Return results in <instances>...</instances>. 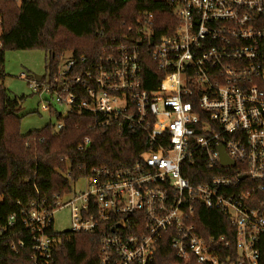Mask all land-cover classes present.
Instances as JSON below:
<instances>
[{"label":"built area","instance_id":"obj_1","mask_svg":"<svg viewBox=\"0 0 264 264\" xmlns=\"http://www.w3.org/2000/svg\"><path fill=\"white\" fill-rule=\"evenodd\" d=\"M164 1L177 20L171 34L155 39L154 15L142 12L130 34L95 58L70 51L54 73L19 74L40 110L60 115L54 131L78 109L120 131L140 130L150 143L130 165L81 177L83 189L59 197L53 209L21 206L36 264H52L58 239L49 232H61L54 225L59 208L69 209L68 230H101V264H150L167 243L185 264H264V211L254 199L264 190V0ZM146 48L163 73L151 90L142 79ZM187 159L204 160L206 170L197 171L204 181L184 176ZM201 203L229 214L234 239L200 233Z\"/></svg>","mask_w":264,"mask_h":264},{"label":"trees","instance_id":"obj_2","mask_svg":"<svg viewBox=\"0 0 264 264\" xmlns=\"http://www.w3.org/2000/svg\"><path fill=\"white\" fill-rule=\"evenodd\" d=\"M142 12L154 15L155 39L174 30L177 20L164 0H0V264H36L33 235L22 223L21 206L39 202L53 209L59 197L72 192V183L93 169L130 165L150 147L147 135L140 130L120 131L115 123L105 124L103 115L78 109L63 117L60 131H54L50 121L23 134L19 112L25 96L12 95L4 86L6 51L42 49L48 54L46 71L54 73L65 51L89 58L108 51L130 34L129 28ZM162 75L151 49L146 48L142 54L143 86L154 89ZM86 138L89 145L80 148ZM201 169L206 170L202 159H187L182 164L184 176L192 183L208 177H198ZM254 199L255 206L264 211V190L256 192ZM14 213V223L8 226ZM195 217L202 235L224 233L234 239L226 211L201 203ZM49 233L58 239L52 264H101V230ZM21 240L23 246H19ZM231 249L236 251L234 244ZM172 262L185 264L167 243L150 264Z\"/></svg>","mask_w":264,"mask_h":264},{"label":"rangeland","instance_id":"obj_3","mask_svg":"<svg viewBox=\"0 0 264 264\" xmlns=\"http://www.w3.org/2000/svg\"><path fill=\"white\" fill-rule=\"evenodd\" d=\"M68 52L65 51L60 58L66 54L68 55ZM47 62L48 54L42 49L6 51L4 86L12 95L25 96L22 109L19 112L22 116L20 127L23 134L39 129L50 121H56L55 117L49 112L40 110L38 94L30 87L27 79L19 77L21 71L30 72L33 75H43L46 72ZM83 187V178L72 183L73 190L83 189ZM54 225L57 230L69 229L70 212L68 208H59L55 211Z\"/></svg>","mask_w":264,"mask_h":264},{"label":"water","instance_id":"obj_4","mask_svg":"<svg viewBox=\"0 0 264 264\" xmlns=\"http://www.w3.org/2000/svg\"><path fill=\"white\" fill-rule=\"evenodd\" d=\"M37 78L40 79V75H37ZM221 153H222V159L224 162H228V159L226 158V155L224 154L223 150L221 149Z\"/></svg>","mask_w":264,"mask_h":264}]
</instances>
